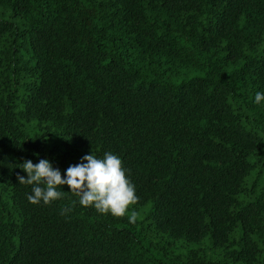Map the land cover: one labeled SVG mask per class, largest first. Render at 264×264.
<instances>
[{"label": "trees", "instance_id": "obj_1", "mask_svg": "<svg viewBox=\"0 0 264 264\" xmlns=\"http://www.w3.org/2000/svg\"><path fill=\"white\" fill-rule=\"evenodd\" d=\"M257 92L264 0H0V264H264ZM106 152L122 217L17 180Z\"/></svg>", "mask_w": 264, "mask_h": 264}, {"label": "clouds", "instance_id": "obj_2", "mask_svg": "<svg viewBox=\"0 0 264 264\" xmlns=\"http://www.w3.org/2000/svg\"><path fill=\"white\" fill-rule=\"evenodd\" d=\"M264 100V93L257 92L255 102L260 104ZM27 178L17 175L19 184L31 185V194L28 201L33 204H49L61 199L66 192L62 191L63 185L71 189V193L79 197V204L84 207L93 206L97 212L110 213L116 217L125 215L130 204H135L138 197L135 186L126 176L122 168V161L118 155L111 152L104 153L102 158H97L93 153L82 157L77 165H70L62 178L58 168H53L47 159H40L37 164L26 160L20 165ZM73 205L76 203L72 202ZM72 208L61 210L62 215H67ZM137 212L132 211L128 219L135 223Z\"/></svg>", "mask_w": 264, "mask_h": 264}]
</instances>
